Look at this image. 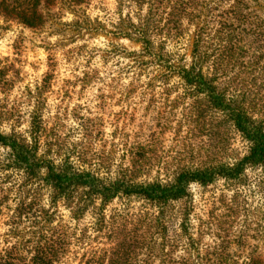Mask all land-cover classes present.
Here are the masks:
<instances>
[{
	"label": "trees",
	"instance_id": "16d2710c",
	"mask_svg": "<svg viewBox=\"0 0 264 264\" xmlns=\"http://www.w3.org/2000/svg\"><path fill=\"white\" fill-rule=\"evenodd\" d=\"M55 2L0 0V17L34 29ZM115 3L119 17L112 36L138 45L137 51L121 48L118 58L126 62H115L116 77L131 72L146 78L148 87L178 79L192 98L178 127L233 129L245 150L230 163L202 161L176 168L164 181H137L145 170L139 149L123 150L121 159L128 156V163L111 169L79 151L60 154L43 146L48 144L40 142L42 104L28 100L27 139L0 132V264H264V244L237 245L240 253L248 250L238 261L228 254L225 239L200 248V237H191L186 227L191 185L205 188L221 180L231 188L247 173L264 175V0ZM182 43H188L187 62L172 52ZM109 51L118 56L120 50L111 45ZM96 76L85 72L80 81ZM11 84L0 72V93ZM74 121L75 129H99L98 119L81 115ZM130 198L148 203L152 211L130 213L128 205L106 209L114 200ZM171 203L183 206L170 212ZM59 205L69 222L59 216Z\"/></svg>",
	"mask_w": 264,
	"mask_h": 264
},
{
	"label": "rangeland",
	"instance_id": "374dc122",
	"mask_svg": "<svg viewBox=\"0 0 264 264\" xmlns=\"http://www.w3.org/2000/svg\"><path fill=\"white\" fill-rule=\"evenodd\" d=\"M115 1L73 5L56 0L44 23L34 29L0 17V72L12 80L0 93V132L27 139L25 107L28 100H37L43 109L40 142L48 144L43 146L59 153L79 151L111 169L119 162L128 163V156L121 159L123 150L139 149L145 170L137 181H164L178 167L202 161L230 163L240 156L245 143L233 129L178 127L182 108L192 101L186 95L187 86L178 79L148 87L146 78L131 72L116 77L115 62H126L118 58L121 48L137 51L138 45L112 36L119 17ZM111 45L120 50L118 56L110 55ZM179 47L172 52L187 62L188 43ZM91 71L96 78L82 83V73ZM81 115L98 119L99 129H75L74 120ZM13 123L16 127L10 129ZM115 125L118 129H113ZM254 174L247 173L240 185L231 188L221 180L205 188L190 186L186 227L191 237H200V248L223 238L230 243L228 254L240 261L248 250L240 253L237 245L264 244V175ZM121 205H128L130 213L152 211L148 203L133 198L114 200L106 209ZM182 206L171 203L167 210ZM57 208L62 221L69 222L60 205ZM1 223L0 219V234ZM198 226L204 233H199Z\"/></svg>",
	"mask_w": 264,
	"mask_h": 264
}]
</instances>
